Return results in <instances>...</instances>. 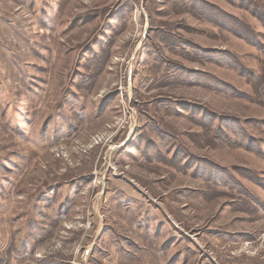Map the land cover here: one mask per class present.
<instances>
[{
	"label": "rangeland",
	"instance_id": "374dc122",
	"mask_svg": "<svg viewBox=\"0 0 264 264\" xmlns=\"http://www.w3.org/2000/svg\"><path fill=\"white\" fill-rule=\"evenodd\" d=\"M0 264H264V0H0Z\"/></svg>",
	"mask_w": 264,
	"mask_h": 264
}]
</instances>
